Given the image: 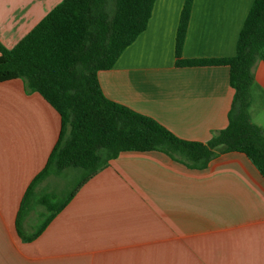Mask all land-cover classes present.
Here are the masks:
<instances>
[{"label":"crops","instance_id":"1","mask_svg":"<svg viewBox=\"0 0 264 264\" xmlns=\"http://www.w3.org/2000/svg\"><path fill=\"white\" fill-rule=\"evenodd\" d=\"M62 1L0 0V42L13 49ZM185 1L156 0L147 28L98 77L107 98L206 143L228 126L235 90L227 65H177ZM253 2L194 0L182 57L234 56ZM254 77L249 112L264 129V60ZM62 125L24 79L0 82V264H264V177L242 152L191 169L162 151H125L72 195L73 171L50 175L22 209ZM52 192L68 200L30 239Z\"/></svg>","mask_w":264,"mask_h":264},{"label":"trees","instance_id":"2","mask_svg":"<svg viewBox=\"0 0 264 264\" xmlns=\"http://www.w3.org/2000/svg\"><path fill=\"white\" fill-rule=\"evenodd\" d=\"M156 0H63L13 49L0 42V82L24 79L26 91L39 92L61 114L62 132L47 166L33 180L22 204L52 174L73 171L74 194L125 151H162L191 169H206L229 152H242L264 177V129L249 108L254 68L264 60V0H254L234 56L184 59L194 0H186L176 41L177 65L230 67L235 90L228 126L210 141L178 137L165 126L107 98L99 81L124 50L147 28ZM42 193L49 214L38 236L67 200Z\"/></svg>","mask_w":264,"mask_h":264}]
</instances>
